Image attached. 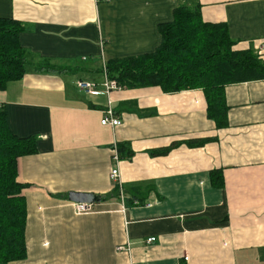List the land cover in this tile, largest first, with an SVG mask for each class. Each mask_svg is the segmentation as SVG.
<instances>
[{
    "label": "crops",
    "instance_id": "crops-1",
    "mask_svg": "<svg viewBox=\"0 0 264 264\" xmlns=\"http://www.w3.org/2000/svg\"><path fill=\"white\" fill-rule=\"evenodd\" d=\"M198 4L204 22L229 27L234 50L264 61V0H0V18L25 27L28 54L0 106L13 134L37 143L18 161L28 257L11 264H264V81L225 88L222 129L202 90L93 96L76 85L102 84L108 61L153 53L159 26ZM110 100L118 128L101 125ZM117 143L135 156L116 163ZM115 186L126 194L124 213ZM72 193L104 200L79 215Z\"/></svg>",
    "mask_w": 264,
    "mask_h": 264
},
{
    "label": "trees",
    "instance_id": "trees-1",
    "mask_svg": "<svg viewBox=\"0 0 264 264\" xmlns=\"http://www.w3.org/2000/svg\"><path fill=\"white\" fill-rule=\"evenodd\" d=\"M159 30L162 42L153 53L108 61L105 71L109 79L123 89L159 87L166 94L202 90L208 118L218 129L227 127L229 107L225 88L264 81V61L251 49L234 50L237 42L231 38L229 27L225 23L204 22L200 4L180 6L173 21L161 24ZM24 31L18 21L0 18V91L26 74L28 54L20 42ZM45 69L52 71L56 67L47 64ZM175 146L152 155H167ZM113 147L119 161L135 156L127 144L117 143ZM36 153V139L14 135L6 111L0 106V264L21 262L28 257L27 204L23 195L26 185L18 181V161ZM116 196L118 186L114 188Z\"/></svg>",
    "mask_w": 264,
    "mask_h": 264
},
{
    "label": "built area",
    "instance_id": "built-area-1",
    "mask_svg": "<svg viewBox=\"0 0 264 264\" xmlns=\"http://www.w3.org/2000/svg\"><path fill=\"white\" fill-rule=\"evenodd\" d=\"M76 85L78 89L82 92H85L89 95L93 96H99V95H110L112 91H117L123 89L120 87V85L114 81L110 80L105 69H104V82L102 84H98L92 81H86V80H79L76 82ZM112 101H109V105L107 110L104 113V117L102 118L101 125L102 126H108L112 128H118L122 125V120L115 115L114 108L112 106ZM116 152V151H115ZM114 160L116 163L119 162L117 152L114 155ZM110 177L113 181L117 182L119 179V171L117 168L111 169L110 172ZM119 198L122 201V209L123 213L125 212V207H124V201L126 200V194L123 190L122 187L119 188ZM139 203H135V205H138ZM76 212L79 215L82 214H88L92 213L94 211V203H75L74 204ZM148 207L151 206V204H147ZM156 241V238H150L148 239V244H152ZM130 246L127 245H120L118 247V251H130Z\"/></svg>",
    "mask_w": 264,
    "mask_h": 264
},
{
    "label": "water",
    "instance_id": "water-1",
    "mask_svg": "<svg viewBox=\"0 0 264 264\" xmlns=\"http://www.w3.org/2000/svg\"><path fill=\"white\" fill-rule=\"evenodd\" d=\"M70 200L75 203H97L101 200L99 196L82 193L70 194Z\"/></svg>",
    "mask_w": 264,
    "mask_h": 264
}]
</instances>
